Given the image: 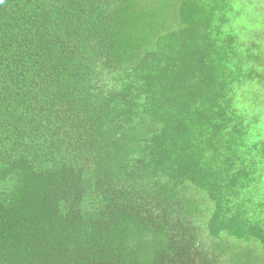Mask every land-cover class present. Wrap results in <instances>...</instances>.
<instances>
[{
	"label": "trees",
	"instance_id": "16d2710c",
	"mask_svg": "<svg viewBox=\"0 0 264 264\" xmlns=\"http://www.w3.org/2000/svg\"><path fill=\"white\" fill-rule=\"evenodd\" d=\"M0 264H264V0H0Z\"/></svg>",
	"mask_w": 264,
	"mask_h": 264
}]
</instances>
